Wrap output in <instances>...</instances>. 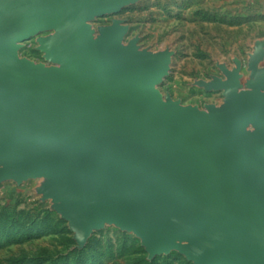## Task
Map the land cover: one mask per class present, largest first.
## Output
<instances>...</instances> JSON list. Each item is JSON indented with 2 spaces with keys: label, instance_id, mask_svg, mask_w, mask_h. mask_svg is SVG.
<instances>
[{
  "label": "water",
  "instance_id": "95a60500",
  "mask_svg": "<svg viewBox=\"0 0 264 264\" xmlns=\"http://www.w3.org/2000/svg\"><path fill=\"white\" fill-rule=\"evenodd\" d=\"M123 3L0 0V181L49 178L78 238L113 221L150 255L264 264V69L251 90L233 73L209 83L219 108L182 109L155 89L167 54L123 46L118 21L96 39L86 30ZM50 30L40 48L57 66L18 59Z\"/></svg>",
  "mask_w": 264,
  "mask_h": 264
},
{
  "label": "rangeland",
  "instance_id": "374dc122",
  "mask_svg": "<svg viewBox=\"0 0 264 264\" xmlns=\"http://www.w3.org/2000/svg\"><path fill=\"white\" fill-rule=\"evenodd\" d=\"M115 21L126 28L123 46L136 39L139 51L167 54L155 89L182 109L219 108L224 91L209 83L233 73L239 90H251L253 68L264 69V0H124L119 12L93 16L84 26L96 39ZM54 34L41 31L21 42L18 59L57 66L40 48ZM246 132L256 128L249 124ZM49 186L45 177L0 181V264H194L177 249L150 255L136 233L113 221L78 238L46 195Z\"/></svg>",
  "mask_w": 264,
  "mask_h": 264
}]
</instances>
